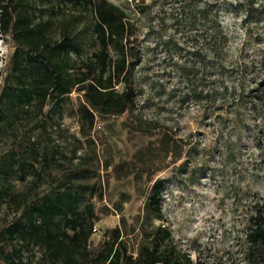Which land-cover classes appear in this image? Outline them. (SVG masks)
<instances>
[{"label": "rangeland", "instance_id": "rangeland-1", "mask_svg": "<svg viewBox=\"0 0 264 264\" xmlns=\"http://www.w3.org/2000/svg\"><path fill=\"white\" fill-rule=\"evenodd\" d=\"M108 1L124 8L136 24L135 106L117 116L93 111L90 126L80 117L83 97L72 91L58 108L48 100L43 108L32 107L4 124L0 168L5 163L11 167L6 179L0 173V184L4 182L7 193L16 194L20 203L10 201L7 195L0 201V232L18 216V205L33 197L34 175L18 167L25 162L36 170L42 168L39 156L19 147L30 142L37 153L60 150L70 157H59L61 164L89 169L74 181L86 185L78 207L86 203L93 206L94 245L118 226L127 252L135 255L138 246L160 225L169 230L173 245L192 260L249 264L245 254L247 221L255 206L264 204V124L251 106L262 107L255 102L250 105L255 89L264 80V0H253L251 23L246 24L242 10L231 8L223 15L226 39L217 59L210 60L214 67L203 68L196 61L197 73L191 82L173 63L196 60L187 53L204 45L202 21L188 32L184 19L174 20L172 0H145L150 21L134 11L128 0ZM32 2L35 13L49 16L52 38L58 37L62 18L81 34V49L79 54L72 53L73 59L88 56L95 49L88 9L69 3L60 6L57 0ZM208 2L213 5L216 0ZM157 34L163 40L174 34L177 49L168 50ZM14 48L11 35L0 32V108L3 89L13 82L9 60ZM224 85L227 91L221 94ZM122 87V83L115 85L117 91ZM202 88L210 90L211 98L193 95ZM47 111L51 118H45ZM51 169L55 178L63 171L54 165ZM42 180L37 189L41 193L50 187L46 173ZM156 180L162 182L161 217L148 219L143 207ZM1 236L0 247L8 244ZM38 250L26 249L24 258L34 264L40 256Z\"/></svg>", "mask_w": 264, "mask_h": 264}, {"label": "trees", "instance_id": "trees-1", "mask_svg": "<svg viewBox=\"0 0 264 264\" xmlns=\"http://www.w3.org/2000/svg\"><path fill=\"white\" fill-rule=\"evenodd\" d=\"M57 1L60 6L69 3L89 10L92 17L91 43L95 49L88 56L73 59L72 53L79 54L81 49V34L70 29L68 20L61 19L58 37L52 38L49 16L43 12L35 13L32 0H0V32L9 33L15 42L9 60L13 82L3 89L0 132L4 124L28 113L32 107L43 108L48 100H52V105L58 108L72 91L83 97L84 103L79 107L80 117L87 120L90 126L94 121L93 111L117 116L135 106L132 79L137 59L133 45L136 24L130 14L108 0ZM128 1L146 21L151 20L149 4L145 0ZM232 2L216 0L211 5L208 0H172L173 10L176 11L173 18L175 21L184 19L189 26L188 32L195 30L198 21H202L201 25L206 28L203 34L205 47L194 46L187 53L196 60L186 58L181 63H173L187 81L191 82L197 73L194 69L196 61L203 68L214 67L209 64L210 60L217 59L226 39L221 25L225 13H229L231 8L242 10L246 24L253 21V0H241L235 5ZM50 9L54 8L51 6ZM157 35L168 50L177 49L174 34L167 35L165 40L162 35ZM117 83H122L121 91L115 89ZM194 90L190 87V91ZM208 91L202 88L193 95L207 100L211 98ZM226 91L227 86H221L220 93ZM252 99L250 105L255 102L262 107L258 109L252 104L251 109L264 124V111L261 110H264V80L255 89ZM47 117H52L51 112H45ZM40 122L43 124L45 120ZM19 147L28 149L33 156H39L42 168L36 170L25 162L18 165L34 175L31 181L33 197L27 203L18 205V216L0 232L8 243L0 247V264H32L33 260L24 258V251L34 247L40 252L34 264H209L201 259L192 260L188 254L180 252L173 245L169 230L160 225L138 246L135 255L127 252L118 226L108 230L106 238L94 245L91 240L95 219L93 206L86 203L82 208L78 207L80 192L86 185L74 181L84 177L89 169H72L59 163V157L70 160L60 150L37 153L35 144L30 142ZM52 165L63 170L59 178L52 176ZM9 167L10 163H5L0 168L5 179ZM45 173L50 178V187L41 193L37 189ZM25 175L26 171H23L22 177ZM161 187L160 180L154 181L150 187L143 207L144 216L148 219L161 217ZM5 195L10 201L20 203L16 194L7 193L2 182L0 201ZM247 223L246 259L249 264H264V204L255 206Z\"/></svg>", "mask_w": 264, "mask_h": 264}, {"label": "built area", "instance_id": "built-area-1", "mask_svg": "<svg viewBox=\"0 0 264 264\" xmlns=\"http://www.w3.org/2000/svg\"><path fill=\"white\" fill-rule=\"evenodd\" d=\"M92 231H93V232H95V231H96V227H95V226H93V228H92Z\"/></svg>", "mask_w": 264, "mask_h": 264}]
</instances>
